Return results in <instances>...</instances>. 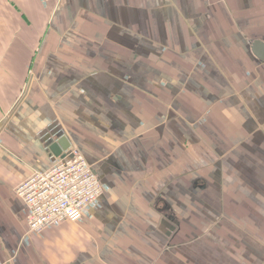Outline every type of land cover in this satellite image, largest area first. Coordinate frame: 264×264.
<instances>
[{
    "label": "crops",
    "instance_id": "obj_1",
    "mask_svg": "<svg viewBox=\"0 0 264 264\" xmlns=\"http://www.w3.org/2000/svg\"><path fill=\"white\" fill-rule=\"evenodd\" d=\"M61 135L106 191L29 232ZM0 264H264V0H0Z\"/></svg>",
    "mask_w": 264,
    "mask_h": 264
},
{
    "label": "built area",
    "instance_id": "obj_2",
    "mask_svg": "<svg viewBox=\"0 0 264 264\" xmlns=\"http://www.w3.org/2000/svg\"><path fill=\"white\" fill-rule=\"evenodd\" d=\"M45 3L62 0H42ZM105 185L78 148L57 156L46 171L34 172L17 188L28 210L29 232L40 233L65 221H79L105 194Z\"/></svg>",
    "mask_w": 264,
    "mask_h": 264
},
{
    "label": "water",
    "instance_id": "obj_3",
    "mask_svg": "<svg viewBox=\"0 0 264 264\" xmlns=\"http://www.w3.org/2000/svg\"><path fill=\"white\" fill-rule=\"evenodd\" d=\"M71 148L69 139L63 135L58 138L57 142L51 145V150L56 156H65Z\"/></svg>",
    "mask_w": 264,
    "mask_h": 264
},
{
    "label": "rangeland",
    "instance_id": "obj_4",
    "mask_svg": "<svg viewBox=\"0 0 264 264\" xmlns=\"http://www.w3.org/2000/svg\"><path fill=\"white\" fill-rule=\"evenodd\" d=\"M82 153V152H81ZM83 154V153H82ZM84 155V154H83Z\"/></svg>",
    "mask_w": 264,
    "mask_h": 264
}]
</instances>
